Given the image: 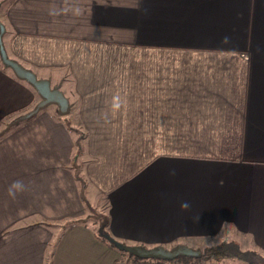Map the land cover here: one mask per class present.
<instances>
[{"label": "crops", "instance_id": "crops-1", "mask_svg": "<svg viewBox=\"0 0 264 264\" xmlns=\"http://www.w3.org/2000/svg\"><path fill=\"white\" fill-rule=\"evenodd\" d=\"M2 13L7 56L72 113L48 105L0 139V264H114L77 221L90 212L79 133L80 175L115 240L198 249L221 236L264 253V0H12ZM37 101L0 63V121Z\"/></svg>", "mask_w": 264, "mask_h": 264}, {"label": "water", "instance_id": "water-1", "mask_svg": "<svg viewBox=\"0 0 264 264\" xmlns=\"http://www.w3.org/2000/svg\"><path fill=\"white\" fill-rule=\"evenodd\" d=\"M4 32L5 27L0 21V63L5 68L10 69L16 79L24 81L26 84H28L38 96V101L31 109L9 121L5 128L7 129L12 125L17 124L21 120L35 115L39 110L44 109L48 105H54L57 109V113L60 115L67 114L69 111V102L60 91L58 85H51L48 79L37 77L33 71L23 67L20 63L7 56L2 41ZM126 250L132 252L140 259H158L162 261H170L179 256L197 258L201 253L199 249L190 248L185 245H175L170 248H165L160 245L148 248L127 247Z\"/></svg>", "mask_w": 264, "mask_h": 264}, {"label": "trees", "instance_id": "trees-1", "mask_svg": "<svg viewBox=\"0 0 264 264\" xmlns=\"http://www.w3.org/2000/svg\"><path fill=\"white\" fill-rule=\"evenodd\" d=\"M2 65V64H1ZM2 67H4L2 65ZM7 123H4V128L0 129V136L7 130ZM84 138V135L79 133L76 139V147L78 150L81 148V140ZM77 157L73 159V167H76L77 172H79L80 167H77L76 163ZM82 167V164L80 163ZM78 179L80 180V191L83 192L87 190L84 180H82L83 175L78 174ZM91 214H87L83 219H77V221H83L90 217ZM92 216V215H91ZM106 221V219H105ZM72 221H68L65 224H70ZM106 226V225H105ZM95 236L107 247L114 250L117 254V259L114 264H120V258H127L128 263L132 264L139 261H147L152 260L156 262H160L163 264H201L206 262L207 264H221L225 262H239V264H264V257L259 256L256 250L254 249H241V247L233 240H221L218 243L212 244L210 246H206L201 250L200 256L198 258H188V257H176L170 261H162L158 259H140L135 256L132 252L126 250L127 247L134 248H144L145 246L142 244L130 245L115 240L110 234L105 230H98L94 232Z\"/></svg>", "mask_w": 264, "mask_h": 264}, {"label": "rangeland", "instance_id": "rangeland-1", "mask_svg": "<svg viewBox=\"0 0 264 264\" xmlns=\"http://www.w3.org/2000/svg\"><path fill=\"white\" fill-rule=\"evenodd\" d=\"M10 1H12V0H0V18L1 19H3V13H2V11L4 10V7H5L6 3H9ZM8 70L10 71V69H8ZM39 111H42V110H39ZM68 113L70 115L72 113V111L71 112H68ZM68 113L65 114V115H62V116L63 117H66V116L68 117ZM15 117H13L12 119H14ZM33 117L34 116H31V117H29L27 119L21 120L17 124L12 125L9 128H7V130L0 136V139H2L3 137H5V135L9 134L12 131V129L16 128L17 126H19L23 122H26L27 120H29L30 118H33ZM73 117H74V114L71 116L70 121L75 124V121H74V118L75 117L74 118ZM12 119H8L7 118V119H4L3 121H0V129H3L4 128V123H8ZM71 133H73V134H75V136H77L76 135L77 133H75L74 131H71ZM80 148L81 149L78 150V148L76 146H74L73 151H72L73 157H76L77 156V160H76L77 167H81L80 166V163L82 164L81 160L83 159V157H85L84 151H82V144H81V147ZM78 174H80V171L78 172ZM82 180H84V184H85L86 188L88 189V192L90 193V196H89V201L90 202H89V204H87L84 201L83 205H84V208L87 210V212L90 211L89 214L92 215V216L89 217L90 218V221L92 222L91 224H94V228H95L94 230L95 231H98V230H104L105 231V225H106L105 219L107 218V216H106V210H107L106 209V200H105V198H104L103 195L98 194L97 192H95L94 190H92V188H90V186H89V184H88V182H87V180L85 179L84 176L82 177ZM77 185H78V188H79L80 187V184L78 183ZM79 192H80V190H79ZM222 240H232V239L225 238V239H222ZM219 241H221V236L218 237V240L217 241H214V243L212 242V244H215V242L218 243ZM233 241H235V240H233ZM212 244H210V245H212ZM210 245H206V246H210ZM127 246H130V245H127ZM206 246H204V247H206ZM204 247L198 248L200 250V252H201V250H203ZM241 249H244V248H241ZM248 249H251V248H248ZM256 250L258 251V252L257 251L256 252H257V254H259V256L264 257V253H262L258 249H256ZM120 261H121L120 264H126V263H128V260L125 257L124 258H120ZM237 264H239V262Z\"/></svg>", "mask_w": 264, "mask_h": 264}, {"label": "clouds", "instance_id": "clouds-1", "mask_svg": "<svg viewBox=\"0 0 264 264\" xmlns=\"http://www.w3.org/2000/svg\"><path fill=\"white\" fill-rule=\"evenodd\" d=\"M172 174H174V172ZM24 190H25V185L23 184V182L22 181H15L9 186L8 195L10 197L15 198L17 193L23 192ZM188 207H189V204L187 201H185L181 204V209H187Z\"/></svg>", "mask_w": 264, "mask_h": 264}]
</instances>
